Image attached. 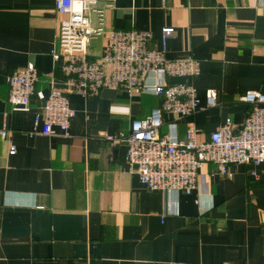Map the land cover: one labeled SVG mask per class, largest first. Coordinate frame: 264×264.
Instances as JSON below:
<instances>
[{"label":"crops","instance_id":"0c3cea01","mask_svg":"<svg viewBox=\"0 0 264 264\" xmlns=\"http://www.w3.org/2000/svg\"><path fill=\"white\" fill-rule=\"evenodd\" d=\"M102 7L106 32L148 30L151 46L161 47L162 28L174 26L167 56L201 62L197 77L168 80L193 82L200 110L182 119L164 112L162 134L185 139L194 125L206 141L227 118L242 126L250 106L241 95L264 92V0H114ZM67 17L56 0H0V264H264V162L231 164L227 175L205 163L191 194L149 190L127 171L126 145L102 137L128 132L161 106L160 96L71 92L76 114L68 135L35 125L51 91H68L52 56ZM106 39H91L92 56L104 53ZM30 63L38 70L35 93L29 105H14L9 76Z\"/></svg>","mask_w":264,"mask_h":264},{"label":"built area","instance_id":"2783aa9c","mask_svg":"<svg viewBox=\"0 0 264 264\" xmlns=\"http://www.w3.org/2000/svg\"><path fill=\"white\" fill-rule=\"evenodd\" d=\"M113 1L56 0L57 10L68 17L60 27L52 56L56 62H61L68 91H51L35 116V125L42 121L43 133L53 134L59 129L68 135L76 114L70 104L71 92L84 96L96 95L103 88L124 89L130 94L151 92L162 98L160 107L146 118L134 120L128 132L102 134L114 146L126 145L127 171L136 174L149 190H179L191 194L197 188L205 163H213L221 175L229 174V167L234 163H263L264 92L258 90H248L241 95L240 100L250 106V111L239 128L227 118L206 141L198 140L194 125L189 126L185 139L173 140L169 134L161 133L164 112L182 119L200 110L201 100L193 82L170 83L168 80L197 77L201 62L192 55L167 56L174 26L162 28L161 47L151 46L154 35L148 30L106 32L102 3ZM103 35L107 36L104 53L92 56L88 49L91 39ZM151 76L162 77L165 82H153ZM37 81L38 70L31 63L11 74L8 79L10 102L29 105ZM207 104H217L215 91L208 92ZM1 135L5 138L9 135L6 122ZM15 152L16 146L10 144L9 153Z\"/></svg>","mask_w":264,"mask_h":264}]
</instances>
